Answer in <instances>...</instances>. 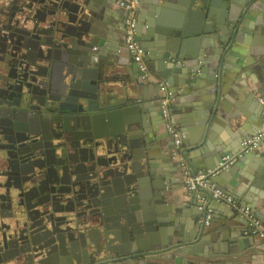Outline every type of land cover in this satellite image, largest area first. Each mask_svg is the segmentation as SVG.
<instances>
[{
    "label": "water",
    "instance_id": "95a60500",
    "mask_svg": "<svg viewBox=\"0 0 264 264\" xmlns=\"http://www.w3.org/2000/svg\"><path fill=\"white\" fill-rule=\"evenodd\" d=\"M144 1L149 29L140 39L137 32V40L145 49L143 63L157 53L158 62L165 60L166 73L171 69L169 75L159 76L171 85L176 75L185 77L197 66L204 71L208 65L204 52L190 44L194 36H203L205 47L225 54L223 60L220 57L223 62L218 74L209 75L204 82L206 93L217 96L215 105L222 104L225 73L237 50L239 24L249 14L252 19L256 16V32L264 38V12L259 16L258 8L253 7L241 19L233 3L246 1L228 0L226 22L219 23L215 14L218 0ZM104 6V0H0V42L16 52L21 73L24 64L30 66L31 91L44 98L40 104L36 97L27 109L45 113L52 126L62 124L72 161L70 176L79 174L81 195L79 219L68 221L57 215L58 211L45 217L38 213L36 217L24 216L21 211L3 216L0 264H222L227 257H237L234 252L210 255L205 251L206 242L192 246L215 217L220 198L214 189L199 187L185 192L190 197L189 210L182 214L177 208V216L159 207L162 187L146 195V180L158 174L154 167L161 162L156 151L159 137L151 136L147 128L142 94L145 81L152 75L146 76L140 62L123 71L124 63L112 62L104 53L109 31ZM255 55L254 60L241 65L247 70L254 68L264 81V55ZM208 67L211 73L212 67ZM156 79L158 85L163 82ZM253 91L258 100H264L263 90ZM213 101L207 102L208 108ZM245 103L246 110L238 115L242 124L236 123V111L231 117L239 134L252 138L255 134L247 132L249 127L264 126V102L250 98ZM167 133L171 142L165 149L167 156L161 159L169 161L175 143ZM228 205L221 211L223 221L212 233L241 227L249 234L255 231L264 235L248 215ZM182 215L193 218L196 227H191L190 219L179 218ZM254 237H250L251 243ZM253 246L259 249L255 243Z\"/></svg>",
    "mask_w": 264,
    "mask_h": 264
},
{
    "label": "crops",
    "instance_id": "0c3cea01",
    "mask_svg": "<svg viewBox=\"0 0 264 264\" xmlns=\"http://www.w3.org/2000/svg\"><path fill=\"white\" fill-rule=\"evenodd\" d=\"M246 3H233L234 9L239 13V17L243 19L245 12L253 11V7H257V14L262 16L264 12V0H244ZM145 2L141 0L138 9V33L139 39L141 35L149 29L147 21L149 19L148 9L142 5ZM247 2H250L248 6ZM106 8L107 20L105 25L109 28L107 31L108 39L102 48L112 62L124 63L120 68L126 71L128 67L133 68L138 66V63L133 59L128 47L125 43V24L126 13L115 0H104ZM228 0H218L216 5V18L219 23H225L228 14ZM252 14L247 15L243 22H240V29L237 34L235 56L233 61H228V71L225 73L226 89L222 95V104H216L217 96L206 93L207 88L204 82L209 75H216L219 71L220 62H223L224 55L218 53V48L205 47V38L203 36H194L190 41L192 47H199L204 52L206 69L200 70L199 66L193 68L191 73L184 74L182 77L176 75L175 83L172 85L167 78L162 79L159 75H169L171 69L166 73L165 60L158 62L156 60L157 53H154L147 62L151 77L145 81L142 94L146 101V117L148 120L147 128L151 136L159 137V144L156 146V151L160 156V163L154 170H157L155 176L151 175L147 178L149 186L146 188V195H153L154 189L163 188L164 196L161 197L159 207L167 209L172 216H177L176 209L186 214L189 210L187 204L190 203V197L185 194L189 192L186 188L185 181V166L196 171L211 170L217 165H220L223 159L229 155L235 154L242 149V143L248 136L243 138L237 126L232 121L233 112L236 111L238 121L237 124H242L240 116L246 110L247 99L250 98L257 103L264 102L261 98H256V92L253 90H263L264 81L259 79L254 68L247 70L242 67L241 62H251L256 58V53L264 55V38L256 32L257 20L256 16L251 18ZM248 17V18H247ZM222 56V60L220 57ZM204 64V63H203ZM212 67L210 73L209 67ZM138 70V69H137ZM168 83V91L170 97L171 114L183 137L181 153L187 157L183 163L179 162L178 157L170 156L169 161L161 159L167 156L165 149L171 142V136L164 128V118L160 109V104L163 99V93L159 80ZM264 75V72H262ZM228 79V81H227ZM189 83V84H188ZM213 101V106L208 108V101ZM153 101V102H151ZM151 104V106H149ZM214 108V113H213ZM222 112L219 113V111ZM238 112V113H237ZM240 115V116H238ZM259 126L255 128L249 127L248 133L257 134ZM157 142V141H156ZM228 152L222 155L223 152ZM183 156V155H182ZM157 180H153V179ZM211 181L216 182L218 187L226 190L238 199L240 204L247 205L254 215L255 219L261 224L260 228L264 231V145L260 149L250 151L243 154L237 162L229 169L221 170L218 175L213 177ZM257 192V193H256ZM182 193L180 198L178 194ZM247 201V202H246ZM215 202V201H213ZM184 207V208H183ZM224 207H229L228 203L220 200L216 205L217 210L214 211L211 224H207L205 230H202L199 240L193 242L194 245H201L198 241L206 242L208 245L205 250L212 255L214 252H221L220 256H227L230 252H234L237 257L231 256L223 260L222 264H264V235L249 234L243 228H226L225 230H215L221 220ZM213 216V215H212ZM179 218L189 221L190 217L182 215ZM243 219V218H242ZM202 221V220H201ZM200 221V223H201ZM191 227H196V221L190 219ZM170 228H174V223L169 221ZM186 231H190L189 228ZM203 237L201 238V236ZM255 236L256 249L251 243L250 237ZM246 241L249 242L247 246ZM233 243L235 246H231ZM182 264V262H180Z\"/></svg>",
    "mask_w": 264,
    "mask_h": 264
},
{
    "label": "flooded vegetation",
    "instance_id": "af4514ba",
    "mask_svg": "<svg viewBox=\"0 0 264 264\" xmlns=\"http://www.w3.org/2000/svg\"><path fill=\"white\" fill-rule=\"evenodd\" d=\"M15 54L0 42V221L18 211L79 219V174L70 176L66 134L61 123L52 126L45 113L27 109L44 98L32 93L31 68L24 64L21 73Z\"/></svg>",
    "mask_w": 264,
    "mask_h": 264
},
{
    "label": "built area",
    "instance_id": "2783aa9c",
    "mask_svg": "<svg viewBox=\"0 0 264 264\" xmlns=\"http://www.w3.org/2000/svg\"><path fill=\"white\" fill-rule=\"evenodd\" d=\"M116 3L125 10L126 13V24H125V41L130 53L133 56V59L136 62L141 63L142 70L146 73V76H149V69L146 63H143V58L145 55V49L141 45V43L137 40V25H138V9L141 3V0H115ZM160 88L163 93V99L160 104L162 115L164 118V125L165 129L170 132V134L174 138L175 149L174 153L178 157V159L183 163V156L181 153L182 144H183V137L181 131L177 127L175 120L171 114V107H170V95L168 91V86L165 82L160 83ZM264 145V126H262L258 133L250 138L246 139L242 143V149L235 154L229 155L225 157L220 164V169H211L207 171H196L190 169L189 167L185 166V181H186V188L190 190H194L196 188L202 187L206 189H214L215 196L219 197V200L225 201L230 205L239 208L244 214L248 215L252 220L253 224L257 225L258 227L261 226L260 222L255 219L254 215L252 214V210L249 207L241 205L236 199L235 196L232 194L223 192L222 190L218 189L215 184L212 183L211 179L219 174L221 170L229 169L232 165H234L239 157L243 154H246L250 151L260 149ZM262 230V229H261ZM263 231V230H262ZM264 233V231H263Z\"/></svg>",
    "mask_w": 264,
    "mask_h": 264
}]
</instances>
